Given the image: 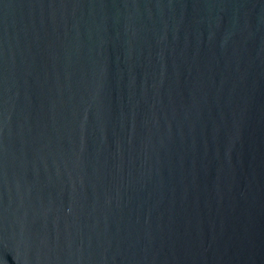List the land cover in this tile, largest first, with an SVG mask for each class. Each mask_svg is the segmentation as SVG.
<instances>
[{"label":"water","instance_id":"water-1","mask_svg":"<svg viewBox=\"0 0 264 264\" xmlns=\"http://www.w3.org/2000/svg\"><path fill=\"white\" fill-rule=\"evenodd\" d=\"M0 264H264V0H0Z\"/></svg>","mask_w":264,"mask_h":264}]
</instances>
